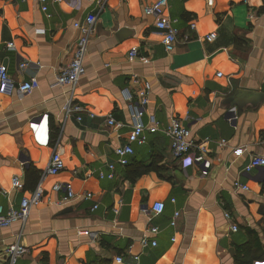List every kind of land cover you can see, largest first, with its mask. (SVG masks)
<instances>
[{"label":"crops","instance_id":"1","mask_svg":"<svg viewBox=\"0 0 264 264\" xmlns=\"http://www.w3.org/2000/svg\"><path fill=\"white\" fill-rule=\"evenodd\" d=\"M47 8L50 16L38 0H0V64L15 84L30 77L39 83L28 94L0 92V205L18 207L37 186L43 189L24 223L0 227V264H8L6 248L16 241L28 251L15 264H119V255L129 264H235L236 249L247 243L262 255L264 166L243 167L251 155L264 156V0H168L162 17L175 19L178 28L170 52L142 0H47ZM90 12L96 20L85 74L74 86H56L80 36L73 24ZM210 32L216 37L207 41ZM132 49L137 54L130 58ZM134 77L151 85L144 120L166 125L179 118L205 143L208 176L195 165L183 168L161 132L133 144L126 165L116 161L115 149L131 128L129 105L141 88ZM238 89L262 97L232 105ZM69 100L84 107L80 121L63 110ZM44 114L48 145L35 141L29 125ZM107 115L117 125L106 124ZM236 148H242L238 156ZM53 151L64 169L46 174ZM108 163L115 164V176L100 178ZM13 176L20 188L12 187ZM235 179L248 190L233 188ZM66 183L74 191L68 200L64 189H55ZM155 201L164 202L161 213L151 211ZM150 226L160 231L148 233ZM142 236L157 244L143 247Z\"/></svg>","mask_w":264,"mask_h":264},{"label":"built area","instance_id":"2","mask_svg":"<svg viewBox=\"0 0 264 264\" xmlns=\"http://www.w3.org/2000/svg\"><path fill=\"white\" fill-rule=\"evenodd\" d=\"M41 3V10H43L47 16L50 14L47 11V0H38ZM58 1V0H54ZM143 1V12L146 15H151L155 18V27L161 31L162 44L165 51L170 52L174 49L175 42L177 40L178 28L175 26V19L162 17L163 9L167 6L168 0H142ZM101 3L100 1L98 2ZM96 20V15L92 12L88 13L82 22H74L73 26L80 31V36L76 40L75 48L71 59L66 64H63L55 77L54 85L63 86L70 85L74 86L77 84L81 77L85 74L84 59L87 52V46L89 38L92 33V26ZM194 23L191 27H194ZM216 37L215 32H210L205 36L207 41H212ZM8 47H12L13 43L8 42ZM137 51L135 49L130 50L129 56H135ZM22 63L21 66H25ZM218 76H221V72H217ZM134 83L141 84L136 94V102L130 104V117H131V128L127 136L125 144L118 146L115 149L116 161L121 165H126L129 162V156L133 153V144L142 145L147 140V132L156 133L161 132L165 134L170 140V151L171 156L174 159H178L183 168L191 165H195L199 168V173L202 177L208 176L212 170V159L207 154V148L204 142L196 140L192 134L190 128L185 126L182 121L177 117H171L166 125H162L154 117H150L147 121L144 120L146 106L149 103V94L151 91L150 83L140 81L138 78H133ZM39 83L36 77H30L18 84H15L14 80L10 77L7 67L4 64H0V92L9 93L14 88L20 94H28L34 91L38 87ZM127 98L131 100L133 97L126 91ZM63 110L65 113L75 112L76 119L81 120V113L84 111V107L81 104L74 103L69 100L64 106ZM90 117L94 116V113L88 112ZM106 124L115 125L116 122L112 116H106ZM33 133V137L37 143L42 145H48L50 143L49 136V123L47 114L40 115L33 119L29 123ZM117 125V124H116ZM221 144H225V140H221ZM242 153V148H236L233 150V154L238 156ZM264 166V156L262 155H251L244 165L243 170L250 172L254 168ZM64 169V161L61 154L57 151H53L48 165L45 169L46 174H56ZM98 176L100 178L112 179L115 176V164L108 163L107 171L99 170ZM13 188H20L19 177L13 176L12 183ZM233 188L240 190H248V186L242 183L239 179L233 181ZM55 189H64L66 195L65 200H68L74 196V191L69 183L58 184ZM7 193L6 190L3 191ZM85 198H92L90 192L84 194ZM43 197V189L37 186L30 196L22 197L20 199L18 207L10 206L8 209H4L0 205V227H7L15 222L24 223L27 220L28 214L32 206L37 205ZM97 204L93 205L96 208ZM151 211L158 214L164 210L163 201H155L151 207ZM113 212L117 213L118 208L113 207ZM178 212L175 211L169 225L175 224V219ZM227 218H230L228 213H225ZM232 230H237L235 224L232 225ZM148 233L153 235L157 234L160 229L157 226H150L146 230ZM82 234H88V231L80 232ZM140 243L143 247L148 245L155 246L157 244L155 239L149 240L146 236H142ZM28 251L27 247L16 241L6 248V256L8 264H15L17 259L24 255ZM137 260L138 256H134ZM115 261L119 264H129L122 256H116Z\"/></svg>","mask_w":264,"mask_h":264},{"label":"trees","instance_id":"3","mask_svg":"<svg viewBox=\"0 0 264 264\" xmlns=\"http://www.w3.org/2000/svg\"><path fill=\"white\" fill-rule=\"evenodd\" d=\"M256 249H260V245L256 242ZM262 255L256 254L255 251L250 248V245L245 244L238 247L235 251L234 261L235 264H253L255 257L264 258V251H261Z\"/></svg>","mask_w":264,"mask_h":264},{"label":"water","instance_id":"4","mask_svg":"<svg viewBox=\"0 0 264 264\" xmlns=\"http://www.w3.org/2000/svg\"><path fill=\"white\" fill-rule=\"evenodd\" d=\"M262 97L259 93L250 92L247 90H236L235 93L229 98L232 105L241 107L245 102H253Z\"/></svg>","mask_w":264,"mask_h":264}]
</instances>
